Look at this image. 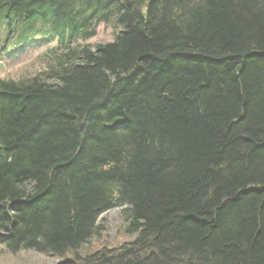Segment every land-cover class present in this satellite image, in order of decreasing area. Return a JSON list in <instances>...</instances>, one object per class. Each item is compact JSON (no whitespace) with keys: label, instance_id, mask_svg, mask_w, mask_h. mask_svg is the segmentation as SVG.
Instances as JSON below:
<instances>
[{"label":"trees","instance_id":"obj_1","mask_svg":"<svg viewBox=\"0 0 264 264\" xmlns=\"http://www.w3.org/2000/svg\"><path fill=\"white\" fill-rule=\"evenodd\" d=\"M69 1L0 0V20L25 40L45 6L64 36ZM81 1L75 34L105 18L114 40L0 80L7 249L58 264H264V0ZM113 206L110 238L98 217Z\"/></svg>","mask_w":264,"mask_h":264},{"label":"rangeland","instance_id":"obj_2","mask_svg":"<svg viewBox=\"0 0 264 264\" xmlns=\"http://www.w3.org/2000/svg\"><path fill=\"white\" fill-rule=\"evenodd\" d=\"M118 29L112 23H100L88 42L93 46L114 40ZM40 39L32 41L19 54L7 57L3 48H0V78L19 79L25 76H32L45 69L43 63L34 61V58L45 49L46 45H39ZM53 45V41L49 46ZM12 48V47H11ZM9 48V49H11ZM98 222L103 225L104 232L110 238H114L117 228L123 222L122 213L118 207L102 211ZM60 258L50 253H42L35 250H21L17 253L10 252L5 243L0 241V264H58Z\"/></svg>","mask_w":264,"mask_h":264}]
</instances>
